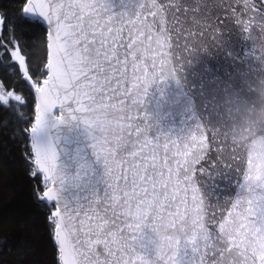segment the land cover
<instances>
[{
    "label": "snow or ice",
    "instance_id": "obj_1",
    "mask_svg": "<svg viewBox=\"0 0 264 264\" xmlns=\"http://www.w3.org/2000/svg\"><path fill=\"white\" fill-rule=\"evenodd\" d=\"M17 4L0 9V105L34 94L26 161L58 264H264V139L228 143L215 109L264 67L202 66L200 113L178 137L150 136L140 111L151 85L178 82L201 55L232 57L230 35L256 24L264 36V0ZM33 30L47 40L42 83L21 54ZM109 118L119 131L101 139Z\"/></svg>",
    "mask_w": 264,
    "mask_h": 264
},
{
    "label": "water",
    "instance_id": "obj_2",
    "mask_svg": "<svg viewBox=\"0 0 264 264\" xmlns=\"http://www.w3.org/2000/svg\"><path fill=\"white\" fill-rule=\"evenodd\" d=\"M217 2L226 5L229 0ZM242 3L243 0H239V4ZM249 36L252 39L242 38ZM228 47L232 57L241 61L239 65L218 49L209 55H201L190 66H186L178 82L169 80L149 87L140 111L148 117L150 136L166 134L178 137L188 129L191 118L199 115L202 105V66H215L225 73L232 69L243 71L245 67H264V36L260 34L258 25L253 24L248 33L230 35ZM246 52L248 57L245 61L243 57ZM215 109L229 138L228 143L232 140L237 144H251L264 139V70L250 75L240 87L230 84L216 98ZM118 131L117 122L109 118L99 125L97 135L101 139L111 138ZM206 135L211 137V131L206 132ZM237 152L246 159V152L240 149ZM232 184L234 186L235 181Z\"/></svg>",
    "mask_w": 264,
    "mask_h": 264
},
{
    "label": "trees",
    "instance_id": "obj_3",
    "mask_svg": "<svg viewBox=\"0 0 264 264\" xmlns=\"http://www.w3.org/2000/svg\"><path fill=\"white\" fill-rule=\"evenodd\" d=\"M0 9L9 16L20 10L17 0H0ZM20 47L30 74L36 73L41 82L48 55L46 35L25 31ZM23 100L0 105V264H58L46 214L33 203L35 180L28 175L26 155L31 150L25 130L34 121L35 97L27 88Z\"/></svg>",
    "mask_w": 264,
    "mask_h": 264
},
{
    "label": "rangeland",
    "instance_id": "obj_4",
    "mask_svg": "<svg viewBox=\"0 0 264 264\" xmlns=\"http://www.w3.org/2000/svg\"><path fill=\"white\" fill-rule=\"evenodd\" d=\"M40 83H42V81Z\"/></svg>",
    "mask_w": 264,
    "mask_h": 264
}]
</instances>
